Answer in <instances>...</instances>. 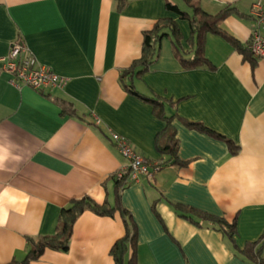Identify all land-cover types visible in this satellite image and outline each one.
Wrapping results in <instances>:
<instances>
[{
	"label": "crops",
	"instance_id": "obj_1",
	"mask_svg": "<svg viewBox=\"0 0 264 264\" xmlns=\"http://www.w3.org/2000/svg\"><path fill=\"white\" fill-rule=\"evenodd\" d=\"M170 1L191 13L185 1L186 8ZM255 2L200 5L212 15L235 8L223 27L246 47ZM165 5L128 0L120 13L113 0H0V59L20 40L37 63L67 79L61 90L37 92L14 83L0 66V264L23 263L29 240L54 235L73 201L89 197L114 205L112 177L129 162L112 134L126 137L152 167L166 160L155 146L165 124L121 82L142 55L143 34L159 20H173L189 50L188 22ZM205 54L214 71H184L166 39L149 72L133 81L141 94L177 103L167 114L180 118L173 126L185 164L172 161L122 191V207L137 228L140 264H252L238 250L264 236V61L253 68L215 35L207 36ZM55 98L71 103L75 116L64 114ZM183 121L202 124L238 152ZM178 206L189 209L187 217ZM193 212L237 222L238 250L218 226ZM125 234L119 214L89 211L75 224L68 252L49 250L33 264H114L111 250Z\"/></svg>",
	"mask_w": 264,
	"mask_h": 264
},
{
	"label": "trees",
	"instance_id": "obj_2",
	"mask_svg": "<svg viewBox=\"0 0 264 264\" xmlns=\"http://www.w3.org/2000/svg\"><path fill=\"white\" fill-rule=\"evenodd\" d=\"M113 1L116 3L117 10L120 13L125 10L128 4V0ZM184 1L191 10V13L182 11L170 0H165V6L167 11L177 14L181 20L188 22L190 27V38L187 41L189 50H185L183 47L184 38L176 23L171 19H162L155 24L151 31L143 34L141 57L134 61L128 69L122 72L121 82L127 93L142 102L151 105L154 116L165 124V128L157 135L155 140L157 151L166 158L165 161L157 164L161 169L170 165L172 161H175V164L179 166L185 165L178 158L179 143L176 138V130L173 126V122L176 119L180 120V118L177 114L172 116L167 114V106L176 109L177 103L166 101L155 94H141L135 89L133 81L135 78L141 77L149 72L150 68L158 60L162 42L166 39L170 41L172 55L177 59L184 71H193L197 69L215 70L205 54V43L208 35H215L224 39L239 54H241L244 60L249 62L253 68L258 62L249 50L250 41L245 47L223 27V22L236 13L235 8L227 6L219 13L212 15L203 11L200 5V0ZM53 101L61 106L64 114L68 113L69 115L75 116L76 112L71 103L59 98H55ZM184 123L191 129L224 140L229 145L232 154L235 155L238 152V148L235 147L230 140L212 132L202 124L190 122ZM120 173L121 172H118L112 177V180L115 183V203L113 206L109 203L99 205L89 197L73 201L69 208L62 211L59 225L54 235L40 237L37 240H29V253L26 260L21 264H33L49 250L68 252L75 224L84 213L89 211L99 217L115 218L117 214L121 216L125 225L126 234L125 237L120 239L111 250L114 264H140L137 259V228L133 222L132 216L122 207L121 204L122 191L132 185L133 182L130 180L129 171H123L121 177L119 176ZM177 208L181 209L180 211L184 213V217H187L186 215L189 214L188 208L180 206ZM193 213L204 221L211 222V224L218 226L228 235L234 243L235 248L238 250L235 242V237L237 235V222L229 224L224 219L216 218L209 214L201 212ZM263 241L264 236L260 241L256 243H248L243 250L238 251L240 255L250 263L264 264Z\"/></svg>",
	"mask_w": 264,
	"mask_h": 264
},
{
	"label": "built area",
	"instance_id": "obj_3",
	"mask_svg": "<svg viewBox=\"0 0 264 264\" xmlns=\"http://www.w3.org/2000/svg\"><path fill=\"white\" fill-rule=\"evenodd\" d=\"M250 16L254 22V30L249 50L255 59L264 61V0H256ZM0 66L2 71L12 76L14 83L37 92L48 88L61 90L67 82L66 78L56 74L50 67L37 63L20 40L11 46L8 56L0 59ZM111 140L117 151L128 160L129 164L125 171H129L133 183L139 182L142 178L152 179L154 173L161 169L157 165L152 167L141 157L126 137L112 134ZM119 176H122V172Z\"/></svg>",
	"mask_w": 264,
	"mask_h": 264
},
{
	"label": "rangeland",
	"instance_id": "obj_4",
	"mask_svg": "<svg viewBox=\"0 0 264 264\" xmlns=\"http://www.w3.org/2000/svg\"><path fill=\"white\" fill-rule=\"evenodd\" d=\"M180 2H181V4H182V6L184 7V8H186V6L184 5V0H180ZM182 7V8H183ZM112 199V198H111ZM111 202H112V200H111Z\"/></svg>",
	"mask_w": 264,
	"mask_h": 264
}]
</instances>
